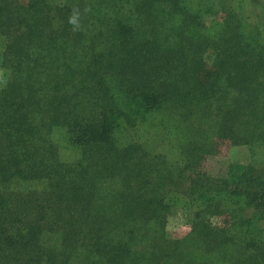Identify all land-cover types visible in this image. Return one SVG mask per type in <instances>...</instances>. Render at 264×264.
Wrapping results in <instances>:
<instances>
[{
	"label": "trees",
	"instance_id": "1",
	"mask_svg": "<svg viewBox=\"0 0 264 264\" xmlns=\"http://www.w3.org/2000/svg\"><path fill=\"white\" fill-rule=\"evenodd\" d=\"M128 1L124 0L122 3L128 4ZM132 1L133 9L137 12L146 11L149 18H146V20L136 19V22L134 19L131 22L132 26H124L125 29L129 28L128 33L131 35L128 37L129 45L120 42L123 38V33L118 27V25H123L121 20L119 23L112 22L113 24L109 25L110 36L105 35L109 41L107 44V60L110 62L116 56L122 54L128 60L123 65L125 69L139 70V73L151 70L153 71L151 75H153L159 67L157 62L163 65H172L175 61H179L178 54L180 50L178 52L176 49H181V44L184 42L181 39L171 40L169 37H164L163 33L168 25L170 27L174 23L182 25V27L187 25L185 17L178 18L179 16L176 17L171 13L168 16L166 14L169 9L187 11L188 1ZM224 2L227 4L229 0L218 1L219 4ZM206 3L208 7H212L207 0ZM83 5V0H63V4H57V0H48L43 4L32 5L31 7L35 9L37 14L33 22L30 20L32 18L27 17L28 14H25L22 18L18 16V22L24 24L23 32L14 39V52L12 49L11 56H6L0 42V68L7 72L6 84L0 89V207L4 205L0 208L2 209L0 222L8 223L9 221L19 233V238L14 240L13 237H8L5 234L4 228L0 227V248L1 250H8L4 255H0V262L4 264H9L8 257L11 255L10 253H14L12 261L18 263V260H15V255L20 254V249L23 248V245L18 244L24 243L25 238L34 236L38 232L33 225L39 224L40 218H42L41 221L44 220L43 216L45 215H42V206H49L52 210L51 206L57 203L56 206L59 208L62 200L67 202L66 209L57 211L50 218L56 220L50 228H47V232L60 233L62 237L71 234L80 237L77 241L83 248L86 259L85 264H103L101 258L106 256L104 249L108 247L113 253L109 261L127 264L131 258L130 254L132 256L134 253L131 249H126V242L122 240L113 245L108 243L107 240L112 238V229L110 235L106 233L108 238L102 236L106 225H113L112 228L115 227V224L107 223V218L110 217L107 210L114 209L113 212H117L120 207L124 206L125 201H129L130 197L142 192L143 188L149 185L148 179L150 178L157 181L156 186L159 181H162L161 188L157 192L159 193L167 184H177L180 181L185 182L187 180L184 174L179 175L181 169H189L194 175L198 174H195L189 162L191 158L195 157L197 163L194 162V164H198L199 155L203 151L205 142L201 137L190 139L185 137L187 149L183 147L182 140L180 146L182 160L176 165L170 166V168H173L172 170L155 168L149 156H133L135 153L127 156L122 149L116 150V146H109V140L113 137L116 128L122 130L125 135L128 134L129 130L132 132L131 129L125 130L126 126H122V121L118 122L124 114L117 110L116 106H119V104L130 105L136 102L137 109L132 108L128 113V117L135 118L137 115L144 117V114L147 113L148 116L146 115V119L143 120L145 122L154 110L159 111L169 105L174 108H170L171 113L165 122L172 121L174 123L177 121L182 125H186L190 121H187L185 114L183 116L185 120L182 118L177 120L175 116H181L184 110L190 112L192 109H204L203 106L206 109L212 107L214 104L211 99H208L210 89L214 90L216 87L218 92H222L223 88L228 89L235 85L238 78L236 73L241 76L247 71L243 67H240L237 72H232L225 67L217 70L213 69V72L210 71L209 81L206 82L199 78L197 83L188 84L186 82L185 86L180 88L159 86L158 84L150 86L149 83H152V81H145L143 78H137L130 74L127 78H124L123 82L114 84V88L120 83L123 84L117 86L115 91L121 89L119 91L121 93L122 88L125 90L121 97L115 94L114 98L117 102L105 101L106 105L104 103V105L98 106L92 100L90 106L87 94L90 96L92 94L87 77H90L91 73L96 79L100 77L95 75V69L90 68L91 72L87 71L86 64L91 67L94 63L101 61L102 54L99 51L101 47L99 37L101 35L99 37L98 35L94 36L93 39L88 37V43L85 45L86 33L81 27L83 26L85 30L86 28L95 30L99 25L94 17L83 15ZM116 7L118 9L122 8L118 5ZM125 7L129 6L126 5ZM73 8H79L80 10L81 27L76 31H73L72 25L68 23V17ZM113 9L110 7L109 13ZM131 13H133L132 9ZM115 14H117V11ZM197 18L198 16L194 15L188 24L189 27L196 26L193 34L186 35L190 37V40L193 36V42H197L195 39L198 42L196 52L191 47L196 57L194 56L188 60L187 66L189 62H196L195 58L202 56L204 50L206 52L211 49L205 36L199 37L197 31L200 25L196 22ZM34 21L36 24L39 23V29L36 28L33 33L32 23ZM141 25H146L147 29H140L139 26ZM154 27L156 28L153 29ZM158 27H161L159 33L157 32ZM187 28L186 26L184 29ZM32 38L33 40H31ZM90 46L91 50L88 53ZM160 59H164V61H158ZM244 64L247 66L248 63L244 62ZM205 68L209 69L210 66H205ZM252 68L253 66H251ZM155 73H157L158 79L161 80L158 72ZM96 79H93L94 83H102L101 79H97V82ZM153 81L156 82V78ZM216 81H223L222 83L225 85L221 83L216 85L214 83ZM38 93L41 95L43 93V96L51 98V101L48 100V103L44 104L43 100L38 98ZM97 94V98L102 101L107 95V93ZM54 98L57 100L54 101ZM144 108L145 111L141 110ZM92 111L97 115V119L89 116ZM205 119V117L198 119L194 116L192 121H196V125L199 126L195 125V127L199 128L203 124L199 123V120L204 122ZM128 124L134 129L133 132L139 130L136 119L128 121ZM164 124L162 123V128H164ZM226 127L224 122L223 126L218 127L222 132V137H227V134H224L227 131ZM180 129L181 127L173 131L184 137L183 134H180ZM59 130H66V133L61 134L58 138L56 133ZM243 131H246V128H243ZM174 132H169V134L176 137ZM193 132L191 130V133ZM249 138L264 140V130L260 128L255 137ZM58 139L66 145H59L60 141H57ZM59 149L78 153L79 157L76 163L65 166L63 161L60 160ZM136 159L142 160L141 167L135 166L134 160ZM164 163L165 161L163 165ZM168 163L167 165H169ZM61 169H66L67 174L65 177L60 174ZM198 179L197 183H199L201 191H197V201L202 204L201 207L211 208L212 212L208 215H215L217 210L224 208L225 216L229 217L230 214L234 215L232 213L234 206L264 208V170L235 164L228 167L226 176L223 179H210L205 174H203V180L200 176H198ZM137 180L140 182L138 183L140 186L136 189V193L130 191L129 197H124L126 191L130 190L132 185L130 183H136ZM107 182L111 186L105 189L104 186ZM28 184L43 187L42 198L39 199L38 197L35 204L32 202V196L28 202L24 195L22 186ZM114 186L122 187V189L117 191L113 206L102 203L114 197L111 190ZM100 192L104 194L99 195V199H97L94 194ZM135 201H138V198ZM30 203H33L31 204L33 206ZM41 204L43 205L41 206ZM71 206L73 211L69 214V218H66L68 221H62V213L70 210ZM28 207L30 210L26 214L33 213L32 217L34 218V222L31 224L25 220V215L22 212H17L18 209ZM82 208L87 212V219L90 222L77 227L71 232L73 226L77 225L78 218L83 215V212L77 213ZM125 213V210H123V215ZM104 223L106 225L103 229ZM207 224L202 225L200 223L197 226L202 229L207 228L208 231L206 232L211 238L210 227ZM137 231V229H133L131 234L133 235ZM47 232L42 231V236L48 235ZM160 244L164 247V252H162V249H153L143 260H138L137 264L146 262L148 257L150 261L158 262L164 259L167 264H172L175 260L172 256L182 254L179 248H174L172 242L162 241ZM214 248L212 243L203 248L199 246V243L192 244L193 251L185 253L184 264H202L203 260L210 259V254ZM203 249L206 251L207 257L202 261L196 260L199 252L203 254ZM226 249L210 261L228 259ZM179 261L181 264L183 263L182 260Z\"/></svg>",
	"mask_w": 264,
	"mask_h": 264
},
{
	"label": "rangeland",
	"instance_id": "2",
	"mask_svg": "<svg viewBox=\"0 0 264 264\" xmlns=\"http://www.w3.org/2000/svg\"><path fill=\"white\" fill-rule=\"evenodd\" d=\"M123 1L83 0V15L94 17L99 25L95 30L93 28H86L85 30L83 26L81 27L86 33L85 45L88 43V37L93 39L94 36L98 35L99 37L101 35L99 37L101 39V47L99 48L102 54L101 61L94 63L91 67L86 64L87 71L91 72L90 68L95 69V75L100 77L97 79L102 80V83L97 84L93 81L96 77L92 73L90 77H87V81L91 85L90 92L92 94V96L87 94L90 106L92 100L98 106H102L104 103L106 105L108 101L117 102L114 98L115 94L121 97L125 90L122 88L121 93H119L121 89L115 91L117 86L123 84L120 83L115 88L114 84L116 82H123L124 78H127L130 74L137 78H143L145 81H152V83H149L150 86L158 84L159 86H175V88H180L184 87L186 82L188 84L197 83L199 78H202L206 82L209 81L208 77L213 72V69L217 70L218 68L225 67L232 72H237L240 67H243L247 71L241 76L236 73V77L238 78L235 85H232L228 89L223 88L222 92H218L216 87L214 90L210 89L208 99L212 100L214 104L212 107L206 109L203 106L204 109H192L190 112H185L184 110L181 116H175L177 120L181 118L185 120L183 118L185 114L187 121H190L186 125H182L175 120L174 123L172 121L165 122L171 113L170 108H174L169 105L163 107L162 110H154L145 122L143 120L146 119L147 113L144 114V117H140V115H137L135 118L128 117V113L132 108L137 109L136 102H134L135 105L119 104V106H116V109L124 114L118 122L122 121V126H126L125 130L131 129L132 132L129 130L128 134L125 135L122 130L116 128L113 137L109 140V146H116V150L122 149L123 153L127 156L132 153H135L133 156H149L155 168L172 170L173 168H170V166L176 165L182 160L180 156L181 140L183 141V147L187 149L185 137L188 139L201 137L203 142H205V146L199 155L198 164H194V162L197 163L194 159L195 157L191 158L189 162L195 174H198L194 175L189 169L180 170L179 175L184 174L185 178H187L185 182L180 181L181 183L178 182L177 184H167L159 193L157 192L161 188L162 181H159L156 186L157 181L154 178L148 179L149 185L145 186L140 193H136V189L140 186L138 183L140 182L137 180L136 183H130L132 184L130 190L126 191L124 197H129L130 191L136 194L130 197L129 201H125L124 206L120 207L117 212H113L114 209L107 210L110 213L107 223L115 224V227L112 228L113 225L108 226L104 223L103 229L105 225L106 227L102 233L103 238H108L106 237V233L110 235L112 229V238L107 240L108 243L113 245L122 240L126 242V249H131L134 253L132 256L130 254L131 258L127 264H137L138 260H143L153 249H162V252H164V247L160 244L162 241L174 243V248H179L182 253L178 256H172L175 259L172 264H181L179 260L183 261L185 253L193 251L192 244L195 243H199V246L202 248L208 246L210 243L215 247L212 252L214 254L211 253L210 259H207V261L203 260L207 257L206 251L203 249V254L199 252L196 260H203L202 264H264V208H241L240 206H234V211L232 212L234 215L230 214L229 217H226L224 208L217 210L216 214L213 213L215 215H208V213L212 212L211 208L206 209L204 206L201 207L202 204L197 201V191H201L199 183H197L199 181L198 176L202 180L203 174L210 179H223L226 176L228 167L235 164L264 170V140L249 138L255 137L260 128L264 130V0H229L227 4L225 2L219 4V0H207L212 7L207 6L206 0H187V11L169 9L168 12L167 10V16L171 13L176 17L179 16L178 18L185 17L187 25L184 27L177 23H174L172 27L168 25L164 29V37H169L171 40L181 39L184 43L181 44V49H176L178 52L180 50L178 54L179 61H175L172 65H163L157 62L159 67L154 71L153 75H151L153 72L151 70L139 73V70L134 69L131 71L125 69L123 65L128 60L122 54H119L110 62L107 60V44L109 41L105 35L110 36L111 34L109 25H112V22L119 23L121 20L123 25H118V27L123 33V38L120 42L124 45H129L128 37L131 35L128 33L129 28L125 29L124 26H132L131 22L134 19L136 22V19L146 20V18H149L146 11L137 12L133 9L132 0L128 1L130 5L122 3ZM46 2L48 0H0V42L6 56H11L10 54L14 52V39L23 32L24 24L23 22H18V16L22 18L25 14H28L29 16L27 17L32 18L30 20L33 22L37 14L31 6ZM58 3L63 4V0H57ZM116 5L122 8L118 9ZM126 5L129 7H125ZM110 7L114 9L109 13ZM86 8L90 10L86 12ZM131 9L133 13L130 14ZM116 11L117 14H115ZM194 15L198 16L196 22L200 25L197 31L199 37L205 36L206 40L210 43L211 49L206 52L204 50L202 56L195 58L196 62H189L187 66L188 60L194 56L196 57L193 51L196 52L198 40L195 39L197 42H193V36L191 40L188 36L189 34H193L194 27L196 26H188ZM32 25V32L34 33L36 28L39 29V23L36 24L34 21ZM186 26L188 28L184 29ZM139 28L145 30L147 26L141 25ZM160 28H157L158 33L161 30ZM191 47H193V51ZM146 49L148 50V48ZM90 50L91 46L88 53ZM158 61H164V59ZM244 62L248 63L247 66ZM205 66H210V68L206 69ZM251 66H253L252 69ZM155 72H158L161 80L158 79ZM154 78H156V82L153 81ZM115 79L117 81L114 82ZM6 80L7 72L0 68V89L6 84ZM222 82L216 81L214 83L216 85H220V83L225 85ZM97 93H107L104 101L97 98ZM38 98L42 99L44 104L48 103V100L51 101V98L43 96V93L42 95L38 93ZM53 100L56 101L57 99L54 98ZM141 110L145 111V108ZM89 116L97 119V115L93 111L90 112ZM194 116L198 119H202V117L206 118L204 122H202L203 120H199V123H203L201 127H195L197 122L192 121ZM126 119L128 121L136 119V125L139 126V130L133 132L134 129L128 124ZM223 122L224 126H227V131L224 132V134H227V137H222V132L218 129L219 126H223ZM162 123H165L164 128H162ZM180 127V134H183L184 137L173 131L178 130ZM243 128H246V131H243ZM191 130L194 132L191 133ZM169 132H174L176 137H173V134H169ZM64 133H66V130H59L56 134L59 138ZM247 134L252 135L248 136ZM57 141L60 140L58 139ZM58 144L62 146L66 145L61 141ZM59 154L60 160L63 161L65 166L76 163L79 157L78 153L70 150L64 151V149H59ZM134 162L135 166H142V160L136 159ZM60 174L65 177L67 174L66 169H61ZM110 186L107 182L104 188L108 189ZM42 188V186L38 187L31 184L22 186L28 202L32 196L34 204L37 203L38 197L39 199L42 198ZM120 189L122 187H112L111 190L114 197L102 203L113 206L117 197L116 193ZM103 194L100 192L94 194V196H97V199H99V195L102 196ZM137 198L138 201H135ZM33 203H30V205ZM56 204L51 206L52 210L49 206H42L43 204H41L42 215H45L43 216L44 220L41 221L42 218H40V223L33 225L38 232L34 236L24 237V243H17L18 245H23V248L20 249V254L15 255V260H18V263L12 261L14 253H10L11 255L8 257L9 264H85L86 259L83 248L77 241L80 237L74 236V234L62 237L60 233L52 234L47 232V228H50L56 220L50 218L57 211L64 210L67 202L62 200L60 202V209L57 208ZM1 210L0 212H2ZM28 210H30L29 207L18 209L17 212H22L25 215V220L31 224L34 222L33 213L26 214ZM123 210L126 212L125 215H123ZM72 211L73 207L71 206L70 210L62 213V221L67 222L68 219L66 218H69L68 216ZM82 212L83 215L78 218V223L73 226L71 232L77 227L90 222L87 219V212L83 208L77 213ZM200 223L202 225L208 223L207 226L210 227L211 238L206 232L208 231L207 228L202 229L197 226ZM0 227L5 229V234L8 237H13L14 240L19 238V233L9 221L8 223L0 222ZM131 229H137L138 231L132 235ZM42 231L47 232L48 235L42 236ZM224 249L228 252V259L224 258L222 261L214 259L210 261L214 256L221 254ZM104 251L106 256H102L101 258L103 264H119L109 261L113 256L109 247L105 248ZM5 252H8V250H1L0 248L1 256ZM148 258L146 262L139 264H167L164 259L157 262L150 261ZM0 264L4 263L0 262ZM182 264H184V261Z\"/></svg>",
	"mask_w": 264,
	"mask_h": 264
},
{
	"label": "clouds",
	"instance_id": "3",
	"mask_svg": "<svg viewBox=\"0 0 264 264\" xmlns=\"http://www.w3.org/2000/svg\"><path fill=\"white\" fill-rule=\"evenodd\" d=\"M90 9H85V11H89ZM68 23L72 25L73 31L79 30L80 25V10L79 8H73L71 14L68 17Z\"/></svg>",
	"mask_w": 264,
	"mask_h": 264
}]
</instances>
